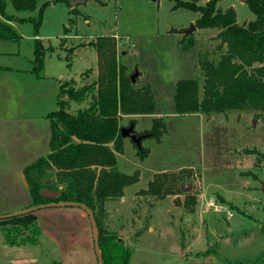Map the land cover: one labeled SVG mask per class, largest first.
Returning <instances> with one entry per match:
<instances>
[{
	"label": "rangeland",
	"instance_id": "374dc122",
	"mask_svg": "<svg viewBox=\"0 0 264 264\" xmlns=\"http://www.w3.org/2000/svg\"><path fill=\"white\" fill-rule=\"evenodd\" d=\"M192 1L202 6L207 0ZM245 1L217 0L216 9L223 12L233 7L238 23H248L254 21L255 16ZM175 3L176 0H89L76 7L64 3L47 7L38 38L43 40L46 48L54 47V51L44 58L42 81L48 97L42 110L52 112L57 108L58 80L67 81L71 77L77 80L81 73L80 80H77L78 88L95 80L99 58L98 51L90 42L96 43L99 36L117 35L114 38L118 64L124 66L127 76L138 71L133 87L147 86L152 90L157 112L152 118H139L141 114L123 117L120 125L122 128L129 127L130 120L135 119L136 131L141 134L152 129L154 119L162 117L166 130L160 142L151 137L142 140L143 146L149 149V156L144 161L138 155L134 157V150L138 148L129 139L132 142L130 147L131 142L126 140L128 145L119 159V170L122 173L137 170L141 180L137 187L126 190L122 202L119 203L123 197L116 202L109 200V205H105L104 231L120 237V223L128 233L131 222H143L144 231L149 221H155L160 233H171L167 220H178L180 226L179 219L184 217L204 218L201 217L203 214L209 218V213H204L203 204L212 198L234 216L227 220L226 211L214 215L220 217L216 230L222 245H228L229 251H233L246 246L249 240L256 243L263 237L260 224L264 223V156L259 155L264 154V114L258 117L254 111H230L211 117H197L175 112L176 83L193 78L202 85V61L207 57L218 60L225 50L219 49L221 41L216 37L219 31L214 28H197L191 32L189 35L195 40V46L188 51L183 50L181 42L189 39L184 31L195 24L198 13L190 8L175 7ZM7 9L16 16L37 15V12H16L10 2ZM14 26L22 37L18 43L1 40L0 53H6L0 55V66L27 69L29 64L33 65L31 59L34 60L35 28L30 22L14 23ZM79 44L80 48L69 53L72 47ZM86 69L91 72L84 77ZM87 104L71 102L69 110L76 112L75 109L84 108ZM252 151L256 153H250ZM247 170L250 175H240L239 172ZM162 171L178 179L177 194L169 195L174 198L173 206L166 199L169 196L140 193L155 177L152 174ZM182 186H192V189L186 193ZM3 190L0 187V217L22 211L33 202L27 201L22 194L5 195ZM219 193L232 200L236 207L221 203ZM33 214L37 217L39 234L35 237L40 245L6 246L4 234L0 232V263L53 264V259L59 260L61 253H64L65 264L95 262V253L91 255L89 247L82 243V238L88 237L95 251L88 215L82 218L80 214L60 213L50 208H40ZM149 227L152 232L153 227ZM19 230L24 233L25 229ZM13 233L20 238L16 231ZM27 233L34 237L32 233ZM54 239L72 245L67 246V250L57 245Z\"/></svg>",
	"mask_w": 264,
	"mask_h": 264
},
{
	"label": "trees",
	"instance_id": "16d2710c",
	"mask_svg": "<svg viewBox=\"0 0 264 264\" xmlns=\"http://www.w3.org/2000/svg\"><path fill=\"white\" fill-rule=\"evenodd\" d=\"M70 1L0 0V41L18 43L22 36L12 26L14 23L30 22L34 25V35L37 37L32 73L39 78L44 77L45 56L54 51V47L46 48L43 40L38 38L44 11L56 3L70 5ZM9 2L16 12H37V15L10 14L7 9ZM216 2L207 0L205 5L200 6L192 0H176L175 7L190 8L198 13L195 22L198 29L214 28L219 31L216 35L221 41L219 49L225 50L218 60L207 57L202 61V85L193 78L176 83L175 112L182 115L200 113L209 117L230 111H254L259 117L264 114V0L245 1L255 20L240 25L233 7L218 11ZM186 36L189 39L181 44L183 50L188 51L196 42L192 35ZM90 43L98 51V77L80 88L75 78L60 83L57 109L48 115L52 127L51 153L39 157L24 169L33 201L26 208L74 201L86 205L95 213L103 262L129 264L136 239L143 230L134 235L132 243H126L121 237L106 233L102 223L106 203L124 197L125 190L141 179L139 171L122 173L117 169L116 153L124 151L120 120L124 115L154 114V95L147 86L135 89L131 76L124 74V66H120L115 57L114 36H99L96 43ZM80 47L81 44L72 47L69 53ZM90 72L87 69L84 77ZM71 102L88 104L71 112ZM131 123L136 125V120H130ZM153 124L151 130L141 134L160 142L166 124L162 117L154 119ZM137 155L144 160L149 156V149L142 145ZM154 176L140 193L155 197L177 194V176L167 172ZM59 185H64V188L59 189ZM46 189L58 192L57 197L45 196L43 191ZM19 229H25L24 233ZM262 230L264 234V223ZM15 231L20 238L13 233ZM0 232L11 246L36 245L38 240L35 236L39 234L37 217L33 212L0 217ZM25 232L32 233L34 237ZM256 263L264 264V254Z\"/></svg>",
	"mask_w": 264,
	"mask_h": 264
},
{
	"label": "crops",
	"instance_id": "0c3cea01",
	"mask_svg": "<svg viewBox=\"0 0 264 264\" xmlns=\"http://www.w3.org/2000/svg\"><path fill=\"white\" fill-rule=\"evenodd\" d=\"M12 26H14V24H12ZM114 36L117 37V35ZM1 53L6 52L2 51ZM31 63H33L32 59ZM32 69V64H29L27 69L22 67L16 68V66H0V187L4 188L2 192L5 193V195L13 196L22 194L27 201L32 200V197L29 193L24 169L38 160L39 157L51 153V146L49 144L52 127H50L48 115L57 109H54L52 112L42 110L43 107H45L48 93L44 90L43 79L35 76L32 73ZM72 78L73 77H71V79ZM64 82L66 81L58 80L57 90L60 83ZM156 113L155 107L154 114H141L138 116L139 118L146 116H151L152 118V116H156ZM190 115H196L197 117L204 116L200 113H191ZM128 116L132 115H124L123 117ZM127 139L129 140V138L123 139L124 148L128 145V142H126ZM131 145L132 142L130 147ZM121 154L123 153H116L118 170ZM136 155L137 151L134 150V157H136ZM239 173L242 176L250 175L248 170ZM155 174L159 173H154L152 176ZM53 179L57 182L55 177H53ZM139 184L140 182L132 187H137ZM62 188H64V185H59V189ZM146 188L147 187L144 189ZM43 194L45 196L57 197L58 192L46 189L43 191ZM219 194L221 196V200H219L221 203L226 204V206L230 205L236 207L232 200L222 195V193ZM125 196L119 203L122 202ZM170 197L171 196L166 199H169L171 201L170 204L173 206L174 198ZM112 201L116 202V200ZM110 202L111 201H108L106 204L109 205ZM74 207H57L50 209L55 212L60 211V213L63 212L66 214H80L82 218L88 215L83 209L79 207L75 209ZM201 215V217L204 218L186 219L184 217V219H179L181 221V227L178 226V220H167L171 233L166 234L160 233L161 230L157 227L155 221H149L150 223H148L147 228L136 239L134 244L135 249L129 257V264H257L256 261L264 254V234L262 239L256 243L253 240H249L246 246L229 251L228 245H222L220 234L218 230H216L220 220V217L214 216L217 215V213H209L207 215L209 218H205L206 215ZM230 217L232 218L234 216L226 217V219L229 220ZM258 222L261 223V220ZM142 223L143 222H131V226L128 228L129 231L127 230L128 233L125 232L123 223H120L121 226L118 229L119 236L126 243H132L134 235L139 230L143 229L142 227L144 225L142 226ZM149 226L153 227L152 232ZM262 226L263 225L260 224L261 230ZM195 229H197V231H195ZM86 235L88 236V232H86ZM54 241L57 242V245L60 247H65V249L68 248L67 246L72 245V243H68L67 241L62 242L61 240L55 239ZM82 243H86L84 246L87 248L89 247L88 251L91 255L92 252L95 253V262L93 260L92 264H99L96 252L93 251V247L91 246L90 239L85 236L82 238ZM4 245H9L5 242V238ZM37 245H40V242ZM72 250L68 251L69 255L72 254ZM0 264L15 263L7 261ZM53 264H65L64 253L60 254L59 260L53 259Z\"/></svg>",
	"mask_w": 264,
	"mask_h": 264
},
{
	"label": "water",
	"instance_id": "95a60500",
	"mask_svg": "<svg viewBox=\"0 0 264 264\" xmlns=\"http://www.w3.org/2000/svg\"><path fill=\"white\" fill-rule=\"evenodd\" d=\"M86 1L89 0H71L70 4L72 7H76L78 5H82L85 4ZM197 29L195 24H192L191 27L184 31L185 35H189L191 32L195 31ZM81 73L78 74L77 76V80H80V75ZM139 74L138 71L135 72L132 76H131V81L132 83H135L137 78H138ZM121 136L122 138H129L133 143H135L137 145V148L140 150L142 148V140L146 137H149V135H145V134H141L138 135L137 131H136V125H134L133 123L130 124L129 127H123L121 130ZM192 189V186H188V187H182V190L186 193H189ZM262 190L264 192V182L262 184ZM79 207L81 209H83L85 212L88 213L90 221H91V226L93 229V234H94V246H95V252L97 255V259H98V263L99 264H105L103 262V257H102V252H101V246H99V229H97V224H96V219H95V213L93 212V210H91L90 208H88L86 205L81 204V203H77V202H57V203H44V204H40L39 206H33V207H29V208H24L22 211H19L17 213L11 214V215H7V216H12V215H23V213L26 212H35L40 210V208H57V207Z\"/></svg>",
	"mask_w": 264,
	"mask_h": 264
},
{
	"label": "built area",
	"instance_id": "2783aa9c",
	"mask_svg": "<svg viewBox=\"0 0 264 264\" xmlns=\"http://www.w3.org/2000/svg\"><path fill=\"white\" fill-rule=\"evenodd\" d=\"M204 213H220V212H223V211H226L227 212V216H233V214L230 213V210L228 211L227 209L223 208L222 206H220V204L218 205L214 199H209V200H206L205 201V204H204Z\"/></svg>",
	"mask_w": 264,
	"mask_h": 264
}]
</instances>
